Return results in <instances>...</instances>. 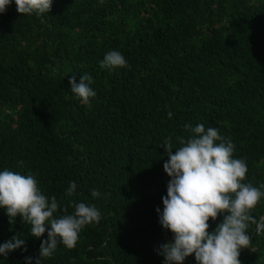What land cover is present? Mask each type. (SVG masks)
<instances>
[{
  "label": "trees",
  "instance_id": "obj_1",
  "mask_svg": "<svg viewBox=\"0 0 264 264\" xmlns=\"http://www.w3.org/2000/svg\"><path fill=\"white\" fill-rule=\"evenodd\" d=\"M112 50L130 67L102 68ZM84 74L91 107L69 84ZM185 124L218 129L246 161L243 183L264 184V0H53L43 15H21L12 0L0 13V171L32 174L61 213L72 201L101 212L42 264H164L157 251L174 234L156 212L170 180L161 145L171 137L175 153ZM250 215L264 216V197ZM29 228L0 207V244L25 241L0 264H35L47 231ZM249 232L241 264H264V234Z\"/></svg>",
  "mask_w": 264,
  "mask_h": 264
},
{
  "label": "clouds",
  "instance_id": "obj_2",
  "mask_svg": "<svg viewBox=\"0 0 264 264\" xmlns=\"http://www.w3.org/2000/svg\"><path fill=\"white\" fill-rule=\"evenodd\" d=\"M11 3L12 0H0V13L6 12ZM15 4L21 15H43L51 11L53 0H15ZM101 67L111 71L130 65L121 52L112 50L105 54ZM92 83L88 74L82 75L79 83L75 75L69 80L71 92L88 107L90 98L96 96ZM168 115L171 118L172 113L169 111ZM184 128L191 135L187 139L177 137L180 147L175 148V153L171 137L161 145L166 148L168 160L163 168L170 180L167 196L162 197L163 211L157 208L156 212L160 225L174 235L172 241L159 245L157 254L164 257V264H184L193 254L197 264H241L240 250L251 243L249 229L254 227L255 235L264 234V216L257 219L250 215L264 197V184L255 187L243 183L248 172L246 161L233 157L235 145L218 129H206L203 124H185ZM75 190L76 183L70 182L66 195L72 196ZM91 196L96 198L100 192L92 190ZM71 206V214L66 208L61 213L57 198L49 199L43 194L32 174L0 171V207L6 209L9 223L20 216L30 225V235L37 239L47 231L35 264L50 258L59 244L74 248L81 230L99 223L101 212L94 205L72 201ZM220 214H224L222 221L210 232L209 219L215 221ZM24 245L23 239L13 236L0 244V256L7 258ZM25 259L26 264H33V257Z\"/></svg>",
  "mask_w": 264,
  "mask_h": 264
}]
</instances>
